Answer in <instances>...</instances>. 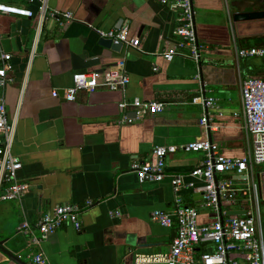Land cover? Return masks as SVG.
Returning a JSON list of instances; mask_svg holds the SVG:
<instances>
[{
	"label": "crops",
	"instance_id": "obj_1",
	"mask_svg": "<svg viewBox=\"0 0 264 264\" xmlns=\"http://www.w3.org/2000/svg\"><path fill=\"white\" fill-rule=\"evenodd\" d=\"M0 4L36 14L26 29V42L7 52L12 55L13 83L1 92L8 120L15 123L10 153L21 165L15 178L27 183L29 191L19 200H2L8 184L0 180V241L27 264L38 253L48 264H130L134 254L167 252L174 228L153 223L151 213L172 210L170 176H182L195 188L202 185L189 176L202 154L167 156V176L160 183L140 184L132 165L150 160L156 147L200 140L216 144L225 157H248L251 138L242 118L240 81L264 76V66L258 58L237 60L236 49L264 47V19L235 21L233 16L264 11V0H193L195 32L203 47L199 62L185 57L167 62L158 56L177 43L178 22L177 14L156 0H47L50 10L73 16L63 27L58 25L62 17L39 20L36 3ZM26 19L0 13V36L5 38L16 24L24 31ZM36 28L40 34L34 45ZM95 29L126 30L139 47H123L120 53L103 49ZM80 57L83 63H95L74 67L73 58ZM119 59L125 60L129 76L125 91L80 92L74 102L63 100L61 92L52 96L54 90L71 86L73 74L108 68ZM135 99L161 102L164 109L142 117L131 108L119 109L120 102ZM208 101L214 104L211 108L205 105ZM124 114L133 123L120 125ZM203 116L208 118L205 126L200 124ZM233 190L235 203L224 208L226 213L257 207L259 215L264 167L249 165L245 176L234 180ZM180 195L186 206L198 210L200 224L212 221L200 193L188 188ZM88 201L92 205L80 213L79 231L64 224L35 246L19 233L22 224L34 226L56 205L84 206ZM114 212L120 217L110 215ZM0 264L14 263L0 253Z\"/></svg>",
	"mask_w": 264,
	"mask_h": 264
},
{
	"label": "built area",
	"instance_id": "obj_2",
	"mask_svg": "<svg viewBox=\"0 0 264 264\" xmlns=\"http://www.w3.org/2000/svg\"><path fill=\"white\" fill-rule=\"evenodd\" d=\"M27 4L36 3L39 20L47 16L62 17L58 20L59 27L73 19L70 13H57L50 10L47 0H24ZM167 6L177 14L178 27L175 29L177 43L158 53V56L167 62L175 57H185L199 62L203 47L197 44L194 28L193 0H156ZM0 13L25 18H34L36 14L26 7L0 4ZM38 20V22H39ZM101 39L122 43L126 48H138L139 42L129 38L126 30L103 31L95 29ZM36 34V35H35ZM34 45L40 32L35 29ZM3 38L0 36V42ZM34 48V47H33ZM33 48L29 58L34 55ZM237 60L258 58L264 66V47L236 49ZM12 55L0 49V180L8 184L2 200H19L29 191L27 183L19 182L15 178L21 168L17 158L13 157L10 149L15 133V123L8 120L6 101L2 90L13 83L9 75ZM156 65L153 71H157ZM129 84L125 60L119 59L108 68L79 72L72 76L69 88L54 90L52 96L62 98L66 102H74L78 93H92L96 90L123 92ZM241 112L246 134L251 138V151L247 158L237 159L223 156L219 147L207 140H200L182 144L180 146L156 147L150 160L132 165V170L140 184L160 183L166 178L165 159L177 152L200 153L202 160L190 172L189 176L199 179L202 185L195 188L193 184H186L182 176H170V184L175 195L173 208L170 211L154 210L151 221L163 228H174L169 250L165 253L134 254L130 264H264V234L257 207L255 211L246 210L241 216H226L227 206L235 202L234 180H240L250 165L264 166V76H245L240 81ZM211 108L212 101L205 102ZM131 108L136 116L147 113L158 114L164 109L161 102H143L135 99L131 103L122 101L119 109L125 111ZM135 119L125 114L119 121L120 125L133 123ZM208 123V118H201V126ZM229 174L234 177L230 180H218V176ZM192 188L201 195L202 208L213 214L208 224L198 222L199 212L196 208L184 204L180 193ZM219 203L222 208L223 221L220 220ZM92 205L88 201L84 206L60 204L54 206L46 215L41 217L34 226L28 223L19 228L31 246L40 245L50 235L54 234L64 224H70L75 230L81 229L80 213ZM120 217L117 212L111 213ZM30 264H48L46 258L38 253L32 255Z\"/></svg>",
	"mask_w": 264,
	"mask_h": 264
},
{
	"label": "water",
	"instance_id": "obj_3",
	"mask_svg": "<svg viewBox=\"0 0 264 264\" xmlns=\"http://www.w3.org/2000/svg\"><path fill=\"white\" fill-rule=\"evenodd\" d=\"M192 7H193V2H192ZM233 19L235 21H250V20H258V19H264V11H257V12H247V13H239V14H235L233 16ZM29 21L30 19L27 18L25 21V26L24 31H20L18 30V24H16L14 27H11V31L9 32V34L7 36H5V38H3L0 42V45L2 47V49L5 52H12V51H16L17 47H20V45L24 44L26 42L27 39V28L29 26ZM194 28H195V20H194ZM17 31H20V35H18ZM197 37V35H196ZM198 44V41H197ZM99 45L106 50H109L113 53H120L123 49V44L118 42V43H114L112 40H108V39H101V43H99ZM82 58L85 57V54L81 56ZM78 58H73V60L76 62V66L74 67H78V68H87L90 67L91 65H93L95 62H88V63H83L81 60ZM219 215H220V220L223 221V215H222V208L221 205L219 203ZM245 212H229L226 214V216H235V215H244ZM5 240L0 241V253L3 254L5 257L8 258V260H10L11 262H13L14 264H27L26 262H24L23 260H21V258L15 254H13L10 250H8L5 247Z\"/></svg>",
	"mask_w": 264,
	"mask_h": 264
},
{
	"label": "rangeland",
	"instance_id": "obj_4",
	"mask_svg": "<svg viewBox=\"0 0 264 264\" xmlns=\"http://www.w3.org/2000/svg\"><path fill=\"white\" fill-rule=\"evenodd\" d=\"M262 6L264 7V4H262ZM262 167H264V166H262ZM259 215H260L262 232L264 233V202L263 201L262 202L260 201Z\"/></svg>",
	"mask_w": 264,
	"mask_h": 264
},
{
	"label": "trees",
	"instance_id": "obj_5",
	"mask_svg": "<svg viewBox=\"0 0 264 264\" xmlns=\"http://www.w3.org/2000/svg\"><path fill=\"white\" fill-rule=\"evenodd\" d=\"M174 234H175V230H174ZM174 236V235H173Z\"/></svg>",
	"mask_w": 264,
	"mask_h": 264
}]
</instances>
